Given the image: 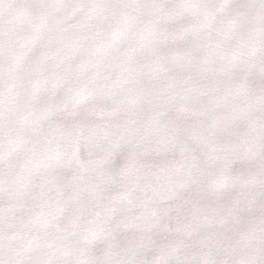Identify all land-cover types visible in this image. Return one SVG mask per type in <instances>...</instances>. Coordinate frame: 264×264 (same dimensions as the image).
<instances>
[{
	"label": "snow or ice",
	"instance_id": "6c2138e0",
	"mask_svg": "<svg viewBox=\"0 0 264 264\" xmlns=\"http://www.w3.org/2000/svg\"><path fill=\"white\" fill-rule=\"evenodd\" d=\"M0 264H264V0H0Z\"/></svg>",
	"mask_w": 264,
	"mask_h": 264
}]
</instances>
